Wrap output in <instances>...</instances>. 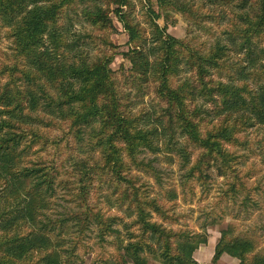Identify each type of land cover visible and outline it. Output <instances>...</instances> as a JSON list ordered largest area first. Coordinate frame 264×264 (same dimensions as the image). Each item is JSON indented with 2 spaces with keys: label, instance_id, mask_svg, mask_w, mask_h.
Listing matches in <instances>:
<instances>
[{
  "label": "trees",
  "instance_id": "1",
  "mask_svg": "<svg viewBox=\"0 0 264 264\" xmlns=\"http://www.w3.org/2000/svg\"><path fill=\"white\" fill-rule=\"evenodd\" d=\"M81 4L91 25L84 33L73 30ZM208 6L219 13L204 14ZM146 7L149 34L133 20L132 0H0V40L10 39L13 50H0V264H74L94 227L101 244L114 237V251L100 264H199L195 251L216 222L205 221L202 231L182 223L175 201L189 182L204 186L216 169L223 198L243 195L246 208L257 203L261 186L250 184L252 169L239 168L238 148L253 150L247 133L264 127V0H147ZM171 11L196 25L229 16L232 26L208 46L169 33L159 19L168 21ZM114 16L131 45L122 52L131 64L122 65L124 80L139 91L152 88L155 113L134 111L120 90ZM86 134L92 154L75 159ZM164 149L182 158L181 192L155 194L139 174L159 179L156 158L145 153ZM59 188L69 205L52 217ZM224 254L264 264L263 240L229 225L213 261Z\"/></svg>",
  "mask_w": 264,
  "mask_h": 264
},
{
  "label": "rangeland",
  "instance_id": "2",
  "mask_svg": "<svg viewBox=\"0 0 264 264\" xmlns=\"http://www.w3.org/2000/svg\"><path fill=\"white\" fill-rule=\"evenodd\" d=\"M151 1L155 2L156 0ZM87 3L90 2L88 1ZM132 3L133 8L131 12L133 20L140 23L141 27L146 28L147 34H149L150 27L146 14L147 0H132ZM83 6V4L79 5L77 14L72 13L74 16L73 30L82 33L91 29L90 24L83 22ZM201 11L204 14L208 12L217 14L219 13V8L213 6L209 8L202 7ZM113 20L117 30L111 34V39L117 44L118 53L116 54L112 67L117 70L115 77L119 83L120 90L128 94L134 111L155 113L154 111L157 110V107H154L156 106V99L152 92V88L150 87L148 91H139L136 87L129 85V83H126L124 80L122 65H124V67H130L131 64L123 56L122 52L129 50L131 45L127 43L129 35L122 23H120L115 16ZM159 23L162 26H167V31L178 38L184 39L186 37L190 38L191 36H195L199 41L205 42L208 46L217 39L226 38L224 32L228 31L232 26L229 16L214 20L207 19L203 21L201 25H196L184 14L174 11L170 12L168 21L161 18L159 19ZM11 46L10 39L4 37L0 40V50L12 55L13 50ZM89 51L91 55L98 54L95 48L89 49ZM0 57H2L1 52ZM233 58L235 61L244 62L245 55L235 52L233 53ZM39 113H42V115L48 114L45 111H39ZM247 135L248 140H250L249 145L255 151L248 148H238L240 153L244 154L242 164H240L239 168L242 172H247L250 169L254 172V174L252 173L253 177L250 179V184L252 186H261V189L256 190L253 195L257 203H252L246 208L243 206V195L239 196L236 200L223 198L222 192L223 188H226V185L224 184V178L217 174L216 169H212L211 178L204 186L199 181H190L185 195H180L175 201L177 202L176 211L184 216L182 218V223L187 224L191 229L202 231L201 225L205 221L215 220L216 222L215 224L209 225L207 228L208 243L201 245L195 251V258L199 261V264H239L237 258H233L228 254H224L218 261H213L215 247L221 237V230L227 228L229 225L234 227L236 233H256L260 235L264 245V156L262 154L263 149L260 148L258 143L260 141L264 142V127L255 126L248 131ZM179 142L181 144L183 140L180 139ZM160 146L164 148V141H161ZM90 154H92V150L89 145V136L86 134L84 141L78 144V149L74 151V158H83ZM145 157L147 159L156 158L155 165L160 170L159 179L151 174L139 171V174L151 185L155 194L169 188H177L178 192H181L183 189L182 181L184 180L183 175L185 169H183L182 158L177 152H167L164 149L158 153L147 152L145 153ZM31 158H34V155L31 156ZM71 164L72 161L70 160L65 168H72ZM5 182V177L0 174V189L4 187ZM67 198L68 195L59 188L54 200V210L52 212L50 211L52 217L61 216V212L64 210L63 207L69 205ZM112 212H118L124 216L127 222H130V217H128L124 211H118L114 208ZM118 227L123 233L126 232L123 225ZM107 240L106 243L101 244L97 237V229L94 227L92 231L88 232L85 241H83L87 247L79 246L78 253L80 258H77L74 264H100L97 260L103 256L109 257L111 254L110 252L114 251L112 243L114 237L108 236ZM85 249H88L87 253H84ZM149 264L161 263L155 259H151Z\"/></svg>",
  "mask_w": 264,
  "mask_h": 264
}]
</instances>
